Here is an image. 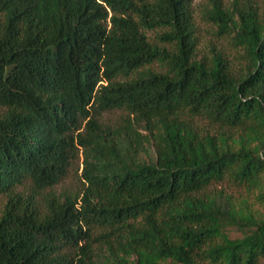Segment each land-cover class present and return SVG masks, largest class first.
Instances as JSON below:
<instances>
[{"label":"trees","instance_id":"1","mask_svg":"<svg viewBox=\"0 0 264 264\" xmlns=\"http://www.w3.org/2000/svg\"><path fill=\"white\" fill-rule=\"evenodd\" d=\"M208 3L231 57L192 0H0V264H264V0Z\"/></svg>","mask_w":264,"mask_h":264},{"label":"rangeland","instance_id":"2","mask_svg":"<svg viewBox=\"0 0 264 264\" xmlns=\"http://www.w3.org/2000/svg\"><path fill=\"white\" fill-rule=\"evenodd\" d=\"M223 1L225 3L228 2V0H223ZM207 4L209 5L208 0H192L193 16L198 30L201 49L206 48V46L209 43L213 42L216 45H219L218 47H221L224 50L226 49V51L229 54V57H231L232 50L230 49L228 42L213 35L212 34L213 27L208 22L203 20L201 17V9L203 6ZM200 52L202 51L200 50ZM122 114L123 112L118 109L106 111L103 113L101 120L107 123H115L120 119ZM82 168H83V153H82V149L78 147L74 150L72 154V157L70 159L69 165L66 169L64 176L53 186L45 188L43 192L44 193L54 192L56 194L68 193L70 195L80 196L84 188V181L81 177ZM228 190L234 192H240L242 196L248 198L249 202L250 201H252V203L254 202L252 195L251 194L247 195V193L243 189H233L231 187H228ZM3 202H4V197L0 195V210L3 205ZM253 207L257 208L261 212L264 211L263 204L255 202L253 204Z\"/></svg>","mask_w":264,"mask_h":264}]
</instances>
